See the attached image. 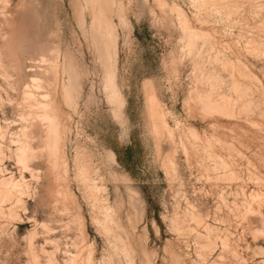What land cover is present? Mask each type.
<instances>
[{"label": "rangeland", "instance_id": "obj_1", "mask_svg": "<svg viewBox=\"0 0 264 264\" xmlns=\"http://www.w3.org/2000/svg\"><path fill=\"white\" fill-rule=\"evenodd\" d=\"M0 125V264H264V0H0Z\"/></svg>", "mask_w": 264, "mask_h": 264}, {"label": "bare ground", "instance_id": "obj_2", "mask_svg": "<svg viewBox=\"0 0 264 264\" xmlns=\"http://www.w3.org/2000/svg\"><path fill=\"white\" fill-rule=\"evenodd\" d=\"M189 36L191 39H193L194 37L197 36V33L194 31H189ZM34 81L37 82L36 79H34ZM34 84H37V83H34ZM33 95H34L33 92H29L27 96H28V98L32 99ZM36 100H38V99H36ZM200 101L202 104V108L207 110L209 113L210 112H215V113L216 112H221V113L225 112L226 113V111L228 110V107L225 104L224 100L218 101V100H213L210 97H204V98L202 97L200 99ZM38 103H39V106L43 109L41 116L44 120H46L48 122V126L50 127L49 130L52 133L51 135L48 134L49 136H52V138L50 139V143L47 145V147L56 156V159H58L57 149H58L59 137H60V135H59L60 134V125L58 123V119L55 117V115H52V113L50 112L53 109V107L49 101L48 95L43 94L42 99ZM151 107H152V113H153V117H154V125H155L156 130L158 131V134H161V136H164L163 134H167V136L169 138L172 137L173 133L169 129V126H168V124H167V122L163 116V113H162L158 103L153 98L151 100ZM1 129H2V127L0 125V132H1ZM192 133H194V132H192ZM195 139H196V137H195ZM17 145H18L17 149H16L17 164L23 171H27V169L29 168L28 161L30 160V158L35 153V147L32 145V143L29 139L27 127L24 129V138L21 140H18ZM1 154H2V150L0 148V156H1ZM20 184H21L20 181H18V180L16 181L13 178H11L10 180H4L3 179L1 182V185H0L1 186L0 193L2 192L1 194L11 195V194H13L12 193L13 190H15V189L17 190L18 188H20Z\"/></svg>", "mask_w": 264, "mask_h": 264}]
</instances>
